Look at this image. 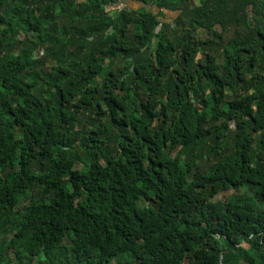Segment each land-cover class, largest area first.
Here are the masks:
<instances>
[{
    "label": "trees",
    "instance_id": "trees-1",
    "mask_svg": "<svg viewBox=\"0 0 264 264\" xmlns=\"http://www.w3.org/2000/svg\"><path fill=\"white\" fill-rule=\"evenodd\" d=\"M122 1L0 0V264H264V0Z\"/></svg>",
    "mask_w": 264,
    "mask_h": 264
},
{
    "label": "rangeland",
    "instance_id": "rangeland-1",
    "mask_svg": "<svg viewBox=\"0 0 264 264\" xmlns=\"http://www.w3.org/2000/svg\"><path fill=\"white\" fill-rule=\"evenodd\" d=\"M121 3L125 7L130 8V9H137V8L139 9L141 6H143L142 3H137V2L130 1V0H123ZM148 8L157 11V9H155L154 6L152 5H149ZM109 9H113V8H109ZM167 16H168L167 17L168 22H172L173 18L176 16V13L167 12ZM41 55H42L41 52H39L38 54H36V57H40ZM50 65H47V67L49 68ZM231 125L233 126L234 123L232 122ZM232 192H234V190L232 189L226 190L223 193L219 194L217 198H225L226 196L230 195Z\"/></svg>",
    "mask_w": 264,
    "mask_h": 264
}]
</instances>
